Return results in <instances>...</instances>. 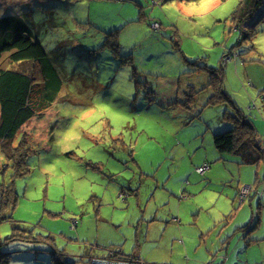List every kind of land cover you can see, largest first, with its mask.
<instances>
[{"label": "rangeland", "instance_id": "rangeland-1", "mask_svg": "<svg viewBox=\"0 0 264 264\" xmlns=\"http://www.w3.org/2000/svg\"><path fill=\"white\" fill-rule=\"evenodd\" d=\"M239 2L0 0V35L30 34L61 81L47 109L17 133L12 146L27 143L17 163L0 149L7 264H84L114 246L132 251L129 226L159 220L169 201L184 231L204 243L215 221L222 234L256 216L253 238L263 241L240 260L264 264V196L239 206L235 192L264 191V161L243 165L216 151L213 136L233 128L232 104H208V90L187 101L189 86H207L202 67L220 73L223 93L264 150V0L242 28L233 17ZM3 60L1 69L16 67ZM205 165L211 169L196 171ZM16 231L32 240H8Z\"/></svg>", "mask_w": 264, "mask_h": 264}, {"label": "trees", "instance_id": "trees-1", "mask_svg": "<svg viewBox=\"0 0 264 264\" xmlns=\"http://www.w3.org/2000/svg\"><path fill=\"white\" fill-rule=\"evenodd\" d=\"M261 4V0H240L238 10L235 11L233 16L236 20L237 27L240 28L241 26L242 28L244 21L249 19L254 11L260 8ZM14 32L4 31L0 35V64L2 61H5L3 60L4 58L8 60L9 64L16 63L14 69L0 68V149L8 160L14 159L18 153H25L24 146L27 143L24 137L23 141L17 147L12 146L17 133L27 122L34 117H38L41 112L47 109L53 101L56 95L55 93L59 91L61 86L59 77L38 43L26 31L17 30ZM202 68L203 72L209 75L207 86L199 90L189 86L187 89L189 91L187 101L191 99L194 102L195 97L193 95L208 90L210 92L209 100H207L208 104L219 103L224 100L223 103L227 101L234 107L231 98L223 93L220 73L216 74L213 69L206 68V66ZM38 78L39 80H37ZM37 81H44L43 86L39 85ZM233 115L231 117L233 128L213 136V144L216 151L221 155L229 154L238 156L243 165H257L263 162L264 150L261 147V143L256 139L252 124L244 116H236L234 113ZM19 162H21V159ZM14 163H17L16 157ZM243 186L240 185L236 193L239 206L245 204L252 194H256L259 197L264 196V191L261 192L257 187L254 188L252 185H250L251 189L243 195ZM0 205H4L1 201V194ZM260 205V203L257 205L256 210L260 209ZM255 218L256 216L252 218L249 224L244 226L231 228L226 230V232L223 229L227 235L226 242L234 240L233 247L238 243H242L241 247L235 252L232 251V259L234 255L238 261L237 263L232 261L234 264H245L246 261L241 262L244 258L240 257V254L245 253L252 244L263 241V239L253 238L254 233L251 229L258 224V222L252 223ZM4 219V217L0 216V222ZM217 223L219 224L220 221L215 222L212 229L215 228ZM8 240L28 241L32 240V238L30 236L28 237V234L23 231H16ZM1 256L0 264H7L8 257L3 253ZM229 256L227 249L224 247L223 251L217 253V255H212L206 264H230L228 262ZM135 257L134 254L125 256L120 253H111L108 257H91L84 264H91V260L96 258L109 261L123 260L130 264H147L137 260ZM67 258H74V256H67Z\"/></svg>", "mask_w": 264, "mask_h": 264}, {"label": "crops", "instance_id": "crops-1", "mask_svg": "<svg viewBox=\"0 0 264 264\" xmlns=\"http://www.w3.org/2000/svg\"><path fill=\"white\" fill-rule=\"evenodd\" d=\"M233 111L236 116H243L241 112L237 111L235 106ZM209 169L211 168L209 167V165H207V170ZM239 186L240 185H238L237 189L239 188ZM243 187H249L251 189L250 186ZM197 188L198 187H194L192 191L187 194L191 197L192 193H195ZM236 191L237 190H235V192ZM121 194L123 193L119 194L120 198ZM182 197L185 198L186 196L183 195ZM121 199L123 201H127L128 196L125 199ZM186 202L188 204L191 202V200H188ZM166 206H168L167 209H164V206H162V208L160 209L161 216H159V220H155L157 219L156 217H158V214H153L152 216L147 217V219L150 220L148 224L146 223L145 227L144 225L138 224V226L136 227V231H134L135 227L129 226L132 231L131 237H133L136 242V245L134 246V249L132 251H127L120 246H114V249H110L108 253L104 252L98 254L97 252H92L87 258L89 259L94 256L108 257L111 253H120L121 255L125 256H131L134 254L137 260L147 264H173V262L175 264H206V262L209 261L212 255H217V253L223 251L225 247V249H227V253L230 255L228 258V262L230 263L233 254L232 251L235 252L239 247H241L242 243H238L233 247L234 240L226 242V233H224V231L222 230V234H219L218 231H220L222 227L219 228L217 225L214 229L209 230L204 234L203 237L205 238V243L197 241V237L195 236V234L190 235L186 231H184L185 224L183 223L184 220L182 219V214L179 211H173L170 208V201L168 202V204H166ZM244 211L242 208V210H240L238 213H240V215L242 214L244 217ZM191 218L192 225H198L199 222L197 220L194 221L196 219L194 213L191 214ZM138 219L139 218L137 217L135 221H137ZM130 224L135 225L131 221ZM214 232L217 233L213 234ZM164 237H167V239L165 238L166 240L161 245L163 247H160L159 245ZM144 247L146 248L145 252L143 251ZM93 253H95L94 256Z\"/></svg>", "mask_w": 264, "mask_h": 264}, {"label": "built area", "instance_id": "built-area-1", "mask_svg": "<svg viewBox=\"0 0 264 264\" xmlns=\"http://www.w3.org/2000/svg\"><path fill=\"white\" fill-rule=\"evenodd\" d=\"M153 28L155 29H159V25L154 23L153 25ZM207 170V166H202V167H199L197 168V172H199L200 174H203L204 171ZM249 187H244L243 190H242V194L245 195V193L247 191H249ZM91 264H130L129 262L127 261H123V260H112V261H109V260H104V259H92L91 260Z\"/></svg>", "mask_w": 264, "mask_h": 264}, {"label": "clouds", "instance_id": "clouds-1", "mask_svg": "<svg viewBox=\"0 0 264 264\" xmlns=\"http://www.w3.org/2000/svg\"><path fill=\"white\" fill-rule=\"evenodd\" d=\"M262 42H264V41H262ZM259 51L264 52V47H261V48L259 49ZM126 197H127L126 194H121V198L125 199Z\"/></svg>", "mask_w": 264, "mask_h": 264}, {"label": "snow or ice", "instance_id": "snow-or-ice-1", "mask_svg": "<svg viewBox=\"0 0 264 264\" xmlns=\"http://www.w3.org/2000/svg\"><path fill=\"white\" fill-rule=\"evenodd\" d=\"M104 111H107L106 109Z\"/></svg>", "mask_w": 264, "mask_h": 264}, {"label": "bare ground", "instance_id": "bare-ground-1", "mask_svg": "<svg viewBox=\"0 0 264 264\" xmlns=\"http://www.w3.org/2000/svg\"><path fill=\"white\" fill-rule=\"evenodd\" d=\"M197 170V169H196Z\"/></svg>", "mask_w": 264, "mask_h": 264}]
</instances>
